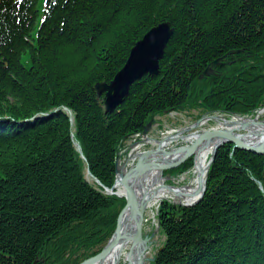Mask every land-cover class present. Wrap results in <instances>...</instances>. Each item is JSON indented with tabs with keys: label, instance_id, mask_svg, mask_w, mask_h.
<instances>
[{
	"label": "trees",
	"instance_id": "1",
	"mask_svg": "<svg viewBox=\"0 0 264 264\" xmlns=\"http://www.w3.org/2000/svg\"><path fill=\"white\" fill-rule=\"evenodd\" d=\"M40 2L0 0V264L100 252L125 205L103 189L118 152L157 117L264 106V0ZM162 23L173 34L158 75L106 113L96 87ZM156 220L164 241L151 264H264V155L222 145L203 198L162 201Z\"/></svg>",
	"mask_w": 264,
	"mask_h": 264
},
{
	"label": "water",
	"instance_id": "2",
	"mask_svg": "<svg viewBox=\"0 0 264 264\" xmlns=\"http://www.w3.org/2000/svg\"><path fill=\"white\" fill-rule=\"evenodd\" d=\"M173 34L169 24L162 23L150 29L141 40H139L130 50L127 60L122 69L114 76L109 84H101L97 86L100 94L104 95V107L106 113L113 112L128 95L130 87L133 83L139 81L144 76H156L159 73V61L162 59L164 50ZM204 75H208L207 72ZM204 117L200 118L193 125L188 126L178 132L177 135L165 137L156 142V147L152 151L141 153L137 156L134 164L127 168L119 169L116 158L115 183L111 189H105L107 194H115L125 199V205L117 216L114 233L104 248L96 255L86 259L80 264H94L98 260L103 259L118 243H131L132 249L130 250L131 262L130 264H150L154 261L153 257H147L150 250V241L143 234L144 216L148 200H139L136 195V185L139 179L147 172H154L155 179L152 185L158 180L164 183L170 181V177L163 176L165 173H173L179 170L190 158L195 161L196 152L198 148L205 143L215 139V146H213L210 158L206 164V173L212 164L217 150L224 144H231L233 149L244 150L257 155H264V136L259 142L247 143L239 139L238 135L226 129L211 128L202 131H195ZM255 123V120L253 121ZM262 124V123H260ZM150 124L143 129V134H146ZM191 131V132H190ZM187 138V139H186ZM191 139V140H190ZM177 140H184L185 145L173 148L168 151H163L162 145L172 143ZM77 151L82 155L80 147L76 145ZM183 152L178 158H171L174 152ZM83 158V157H82ZM87 174L90 175L87 170ZM139 181V182H138ZM99 184V182L97 181ZM116 184L121 190V194L113 193L116 189ZM167 188L174 190V187L164 184L159 188ZM199 198L187 205L178 204L181 207H192L197 204L205 192V178L202 186L199 187ZM151 199V197H150ZM128 208L129 213L133 216L131 229L126 233H120L119 224L121 218L125 215L124 211Z\"/></svg>",
	"mask_w": 264,
	"mask_h": 264
},
{
	"label": "rangeland",
	"instance_id": "3",
	"mask_svg": "<svg viewBox=\"0 0 264 264\" xmlns=\"http://www.w3.org/2000/svg\"><path fill=\"white\" fill-rule=\"evenodd\" d=\"M42 3H43V0H41L40 5ZM258 110H255L252 113L245 114V115L228 114V113H224L221 111L212 112L210 114H204L201 116V118L202 117L204 118L201 121L200 125L197 128H194L193 130L202 131V130H207L211 128H219L220 119H223L227 122H232L238 118H242L244 120L254 119V117L256 116V112ZM198 116H199L198 111H193V112L172 111V112L165 113L164 115L157 117L156 122L154 123L151 122L150 127L148 128V131L146 134L144 135L138 134L137 136L129 138L124 142L123 146L120 148L118 155H117L119 158V161L117 162L118 168L123 169L129 166V164L132 163L130 162L131 155L133 157H136L139 153L152 151L155 148L154 141H159L167 136L174 135L175 132H178L188 126L193 125L196 121H198L196 118ZM259 122L264 124V115L260 117ZM238 133L245 134V131H240ZM184 145H185V141H181V140L174 141L173 143L169 144V146L166 147L165 150L168 151L173 148H178ZM124 163L125 165H123ZM115 165H116V160H115ZM87 180L90 181V178H87ZM193 180H194V174H193V171L191 173V170H190L188 173L170 176V181H167L166 184H170V185L174 184L173 186L183 187V186L191 185ZM165 199L171 202H177V200H172V198L170 197H166L161 200H165ZM157 205L158 203L156 202L155 204L148 207L145 212V223L143 226V234L149 239L151 243L150 250L148 251L147 257L154 256V254L157 252V249L162 246L163 239H164L163 236L159 233V230H158V227L155 221V217H154ZM112 235L113 233L111 234V237ZM111 237L109 239H111Z\"/></svg>",
	"mask_w": 264,
	"mask_h": 264
},
{
	"label": "bare ground",
	"instance_id": "4",
	"mask_svg": "<svg viewBox=\"0 0 264 264\" xmlns=\"http://www.w3.org/2000/svg\"><path fill=\"white\" fill-rule=\"evenodd\" d=\"M264 115V111L256 112V119H236L232 122H227L223 119H220V128L226 129L232 133L238 135V132L245 131V134L238 135L239 139L247 143L259 142L264 136V125L260 124V117ZM255 120V123L253 121ZM187 139V138H186ZM191 140V139H190ZM170 143L162 145L163 151ZM213 146H215V139L206 141L203 143L196 152V158L194 162L193 174L194 181L188 187L184 188H175L174 190H169L166 187L159 188L165 183L162 180L156 181L152 185L153 179H155L154 172H147L141 176L139 183L136 185V195L139 200L147 199L149 207L156 202L160 201L166 197H172L183 204H191L199 198V187L202 186L205 175H206V164L209 158V154L212 151ZM183 149L179 152H174L171 155V158H178L181 156ZM138 156V155H137ZM116 188L119 189L116 184ZM120 192V190H118ZM121 193V192H120ZM151 197V199H150ZM129 209L126 208L124 211V216L120 220L119 231L120 233H126L131 229L133 216L129 213ZM132 249L131 243H118L115 247L105 256L103 259L98 260L94 264H130L131 255L130 250ZM134 264V261H133Z\"/></svg>",
	"mask_w": 264,
	"mask_h": 264
}]
</instances>
